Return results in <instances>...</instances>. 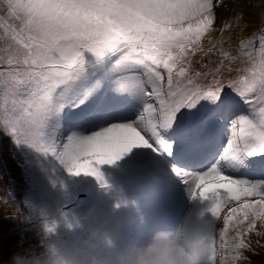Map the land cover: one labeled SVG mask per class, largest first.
Here are the masks:
<instances>
[{
	"label": "snow or ice",
	"instance_id": "snow-or-ice-1",
	"mask_svg": "<svg viewBox=\"0 0 264 264\" xmlns=\"http://www.w3.org/2000/svg\"><path fill=\"white\" fill-rule=\"evenodd\" d=\"M222 3L0 0V131L52 191L68 175L106 183L101 167L130 154L170 170L222 223L207 264H239L264 235V34L240 42L249 66L223 81L237 56L227 24L211 36Z\"/></svg>",
	"mask_w": 264,
	"mask_h": 264
},
{
	"label": "rangeland",
	"instance_id": "rangeland-1",
	"mask_svg": "<svg viewBox=\"0 0 264 264\" xmlns=\"http://www.w3.org/2000/svg\"><path fill=\"white\" fill-rule=\"evenodd\" d=\"M0 15L6 17L7 14L0 12ZM8 22L18 23L11 20ZM226 24L229 27L223 32L224 48L230 50L233 56H237V59L231 63L232 71H223L220 74L223 81L228 82L238 80L245 74L244 69L249 66L248 58L239 54L240 42L254 39L256 47L259 46L258 38L264 34V0H223L216 9V31L211 36L220 38V30ZM2 31L0 29V34ZM5 47L6 42L0 40V56L4 59L7 58ZM219 59L218 54H213L205 57L204 63L211 61L210 66L215 67ZM3 67L6 65L0 64V68ZM211 80L212 77L209 76L200 82L207 84ZM225 91L229 96H235L232 89L226 88ZM236 99L239 100V97ZM243 106L240 104L239 111L245 110ZM0 148V264H7L14 253L42 250L39 235L40 217L34 208L25 202L26 198L38 203H46L52 212H56L60 205L56 200L55 192L42 187L36 179L34 174L38 175V170L33 169V174L21 166L24 163L22 155L19 153L13 155L9 150L10 138L2 131H0ZM136 151L134 149L133 153ZM101 171L113 186V190L106 191L94 177L81 176L76 178L71 186L72 201L66 207L80 213H86L89 209L111 212L118 190L128 203L121 207L123 212L121 208L116 209L112 212V216L115 224L121 229L125 241H128L131 234L133 239L146 237L157 229L175 231L176 225L182 224L187 215L193 217L196 224L205 226L207 231L213 225L217 231L222 228V223L213 221L208 213L204 214L203 219H198L197 214L205 209L209 202L198 199L191 205L193 199H189L184 185L170 170L165 171L147 165L141 158L130 154L115 165H103ZM190 205L193 206L192 209ZM159 216H162V219L155 220ZM260 230L264 231V229ZM247 239L250 248L243 250L245 259L239 261V264H264V235L250 233ZM217 241L220 243L218 237Z\"/></svg>",
	"mask_w": 264,
	"mask_h": 264
},
{
	"label": "clouds",
	"instance_id": "clouds-1",
	"mask_svg": "<svg viewBox=\"0 0 264 264\" xmlns=\"http://www.w3.org/2000/svg\"><path fill=\"white\" fill-rule=\"evenodd\" d=\"M79 177L57 179L54 192L60 207L56 212L46 203L26 198L25 202L40 217L42 250L14 253L7 264H207L213 238L201 224L175 231L157 229L146 237L125 241L112 216V212L128 203L118 190L111 212L89 209L80 213L67 208L72 201L71 186ZM100 184L106 191L113 190L107 180ZM202 213L205 209L197 214L198 219H203Z\"/></svg>",
	"mask_w": 264,
	"mask_h": 264
},
{
	"label": "trees",
	"instance_id": "trees-1",
	"mask_svg": "<svg viewBox=\"0 0 264 264\" xmlns=\"http://www.w3.org/2000/svg\"><path fill=\"white\" fill-rule=\"evenodd\" d=\"M196 59L198 60L199 58L197 57ZM194 68L199 69L200 68V64L199 63H194ZM240 104H243V103L240 102ZM243 108L245 109V106H243ZM0 151H1V148H0ZM0 158H1V156H0ZM16 230H18V229H16Z\"/></svg>",
	"mask_w": 264,
	"mask_h": 264
},
{
	"label": "bare ground",
	"instance_id": "bare-ground-1",
	"mask_svg": "<svg viewBox=\"0 0 264 264\" xmlns=\"http://www.w3.org/2000/svg\"><path fill=\"white\" fill-rule=\"evenodd\" d=\"M141 172V171H140ZM159 185V184H158ZM149 187V186H148ZM158 188V187H157Z\"/></svg>",
	"mask_w": 264,
	"mask_h": 264
}]
</instances>
